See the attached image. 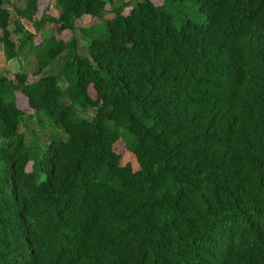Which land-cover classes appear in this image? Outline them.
<instances>
[{
	"label": "trees",
	"instance_id": "obj_1",
	"mask_svg": "<svg viewBox=\"0 0 264 264\" xmlns=\"http://www.w3.org/2000/svg\"><path fill=\"white\" fill-rule=\"evenodd\" d=\"M134 1L55 0L37 28L73 35L36 47L0 0L7 61L38 60L33 83L0 71V264H264V0ZM187 2L205 25L175 23ZM107 7L102 30L76 28ZM14 10L33 21L38 0ZM19 92L51 130L37 149Z\"/></svg>",
	"mask_w": 264,
	"mask_h": 264
},
{
	"label": "rangeland",
	"instance_id": "obj_2",
	"mask_svg": "<svg viewBox=\"0 0 264 264\" xmlns=\"http://www.w3.org/2000/svg\"><path fill=\"white\" fill-rule=\"evenodd\" d=\"M149 2L154 3L156 6L163 5L164 0H146ZM11 5L17 4L19 1L17 0H9ZM54 0H41L39 6V12H37L36 17H34V20L28 21L23 20L19 21L23 28L27 30V32L33 34L36 40V44L40 45L42 44L43 40L46 38H50L52 36L56 37L58 40H64L67 41L70 39V37L73 35L70 31H65L62 34L58 33V25L54 24H45L41 26L40 28H37V22L41 18L43 13H46L51 16H58V13L56 11V8L54 10V7H52L54 4ZM126 2H129L130 5L124 10L123 14L128 15L132 9L133 5L136 3L134 0H126ZM8 7V6H7ZM11 8V7H10ZM170 12L173 14L175 18V23L177 25H181L183 21L191 20L196 23H200L205 25L207 22V19L205 16H202L198 13L197 6L193 4V2H187V3H176L173 5L172 8L169 9ZM114 18L113 11L111 10V7L106 8V14L103 18H92V17H85L84 19H81L76 22V28H89L93 25H97V29L102 30L103 23L105 20H110ZM34 22V23H31ZM13 33V39L18 40L21 38V35L16 34L15 24H12L10 26ZM1 36V33H0ZM79 49L80 53L82 55L87 54L86 50V42L85 40L79 35ZM5 53V52H4ZM3 53V47L0 44V71L1 74L6 77L8 80H16L17 75H22L28 73L29 83L36 82L38 80V77L35 76V71L38 67V60L36 57V53H27V50L22 53V55L13 61H7L6 55ZM62 61H57L52 65V68L48 71V73H57L59 69L61 68ZM64 87L65 85L62 84ZM90 95L91 97L96 100L97 94L96 91L93 89V87L90 88ZM16 101L19 106V108L24 112V122L21 126V132L24 134L26 139L30 144L34 146V148H39L40 144L46 145L48 144V137L51 134V130H42L39 125L37 124V120L34 116V111L29 107L28 99L22 94L17 93L16 94ZM80 115L82 117L92 119L95 115L94 110H90L88 112H80ZM114 151L119 154L122 157L121 164L122 166L130 165L134 171L139 170V165L137 162V158L134 154L129 152L126 149L125 142L123 140H119L115 146ZM31 165H28L27 171H31Z\"/></svg>",
	"mask_w": 264,
	"mask_h": 264
},
{
	"label": "crops",
	"instance_id": "obj_3",
	"mask_svg": "<svg viewBox=\"0 0 264 264\" xmlns=\"http://www.w3.org/2000/svg\"><path fill=\"white\" fill-rule=\"evenodd\" d=\"M17 1H19L17 4H13V5H11V6H8V8H9V10L11 11V13H12V22H11V25L12 24H14L15 22H19L20 20L17 18V16L15 15V10H14V8L15 9H17V10H21V11H23L25 8H26V6H27V4H29L30 3V1L31 0H17ZM40 1L41 0H38V5H40ZM55 1V0H54ZM10 3V2H9ZM11 4V3H10ZM54 4H55V2H54ZM11 7V8H10ZM52 7H54V10H55V5H53ZM56 11H57V13H58V16H59V11L56 9ZM58 16H54V17H58ZM85 18V17H84ZM84 18H82V19H84ZM21 21H23V20H21ZM79 21V20H78ZM77 22V21H76ZM31 23H34V22H31ZM10 30H12L11 28H10ZM14 41H16V40H14ZM16 42H18V40L16 41ZM1 44V43H0ZM2 45V44H1ZM34 45L36 46V47H39L40 45H37L36 44V40L34 39ZM2 47H3V45H2ZM29 50H30V48L28 47L27 48V53H29ZM25 52V51H24ZM23 52V53H24ZM3 53H4V47H3ZM5 54V53H4ZM6 55V54H5ZM22 54H20L19 56H21Z\"/></svg>",
	"mask_w": 264,
	"mask_h": 264
}]
</instances>
